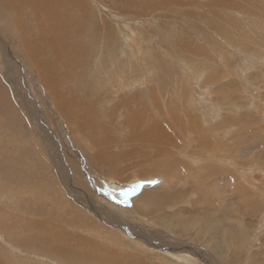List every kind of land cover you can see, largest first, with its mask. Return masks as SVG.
<instances>
[{
    "label": "rangeland",
    "instance_id": "rangeland-1",
    "mask_svg": "<svg viewBox=\"0 0 264 264\" xmlns=\"http://www.w3.org/2000/svg\"><path fill=\"white\" fill-rule=\"evenodd\" d=\"M81 4L74 28L82 49L69 58L45 49L41 59L29 56L21 29L0 9V87L17 113L0 130L3 149L15 139L21 166L41 189L39 205L27 211L29 195L0 189V210L15 216V226L0 230V264H70L13 247L35 234L65 237L55 230L70 244L86 236L85 249L101 260L108 246L113 264H264V0ZM20 9L21 20L31 18ZM26 26L39 41L35 20ZM45 58L53 72L38 65ZM155 123L160 143L134 139ZM157 148L170 152L160 155L171 157L162 166L176 188L151 206L140 195L161 184ZM116 189L127 197L118 199ZM50 203L61 219L47 228L25 221L23 212L44 221ZM71 211L91 233L70 226Z\"/></svg>",
    "mask_w": 264,
    "mask_h": 264
},
{
    "label": "bare ground",
    "instance_id": "bare-ground-1",
    "mask_svg": "<svg viewBox=\"0 0 264 264\" xmlns=\"http://www.w3.org/2000/svg\"><path fill=\"white\" fill-rule=\"evenodd\" d=\"M224 1L226 4L227 0H224ZM254 1H256V0H254ZM81 2H82V0H0V9L4 12L2 19L5 23H12V24L14 23L17 27H19L21 29V31L16 29L17 31H19V36H17V37H19V39L21 40V42L25 48L24 50L26 51V53L29 56H31L32 58H34L36 56L35 57L36 59L40 58L37 56H42L44 54V49H45L48 53L52 54L55 58H58L60 54L64 55V57H66V58H69L70 55H72L73 53H79L80 50L82 49V46H80V42H79V39L77 37V33H80L79 30L81 28H77L76 30L74 28L76 22L83 19L82 12L85 10V8L81 4ZM20 6H21V8L26 7L29 9V11L31 13V18H22V20H21ZM73 10H75L77 12L76 16L71 14V12ZM29 19L35 20V28L36 29L38 28L36 34L38 36H40L39 41H36V38L34 37L33 32L30 30V28L28 26H26V21ZM46 27H48L49 31H50L49 37H47L45 35V32H46L45 28ZM92 29H94V25L91 23L90 24V30H92ZM72 35H74V36H72ZM42 41H45L47 43L46 44L41 43ZM72 42H74V43H72ZM40 43L43 45L42 47H41ZM44 60L45 61L42 63H40L39 62L40 60H39L38 61L39 64L38 63H35V64L42 66L43 71H45V72H48V73L53 72L54 71L53 70L54 62L50 59H47V58H45ZM51 76H53V74H51L50 77ZM54 82H55L54 80L53 81L50 80L49 83L53 84ZM53 95H54V92H53ZM10 105L13 106V104L8 100V98L2 93V90L0 87V130H1V128L6 127L8 119H9L8 115H12V113L15 112V116H17L15 108H13ZM134 122H136V120ZM156 126H157V124L155 123V126L153 125V126H150V128H148V127L145 128V130L142 131L141 135H139V136L134 135V139L136 138L138 141L142 140L145 142L147 140L151 141V140L155 139L156 142L160 143V139L156 138L159 135L157 136V134L154 133V132H156V130H155ZM134 132L136 134V130L132 129V133L130 135H132ZM138 133H139V131H138ZM1 136L2 135H0V138H1L0 139V189L7 191V192L8 191L14 192V191L18 190L21 194L29 195V197L26 198L25 200L29 201L31 203L27 204L23 207V210L27 211V210L32 209L35 206L39 205L40 201L38 202V200H39L38 196L39 195L37 194V192H38V190L40 191L41 189L35 183V182H37L38 179L35 178L34 176L29 177V171L27 170V168H25L24 166H21L24 158L21 156V152L18 150L17 145L14 142L15 139L11 140V142L14 145V146H11L12 149L9 152L4 153L6 150L3 149V146H5L4 144L7 141H5L4 138H2ZM130 137H132V136H130ZM9 139H11V138H9ZM131 139H133V138H131ZM161 145H163V144H161ZM167 145L168 146H174L177 148V150H180V147H178V145H175V144H170V145L167 144ZM144 146H146V145L144 144ZM149 146H150V144L148 145V147ZM16 151H17V154H19V155H13L14 153H16ZM155 152H156V154H158L160 156V157L159 156L157 157V162L155 165H156V169H157L158 178L160 179L161 184L154 186V187H150L149 189L143 191L142 194L140 195V198L144 199V201L151 206L157 205L160 201H163V202H164V200L168 201L172 197L165 196L163 191L166 190L165 191L166 195H169L171 192H173L172 191L173 188H176V184L173 182L172 174L168 175V173L164 172L166 170L164 169V166H162V165H168L169 164L168 160H171V157H170V155H167L166 158H162V155H160V153H163V152L168 153L169 151H166V149L161 150V149L157 148L155 150ZM124 155H128V154L125 153ZM122 156H123V154H121V155L117 154V160H120V158ZM154 156H152V157H154ZM202 157H204V156L202 155ZM97 158L98 157H96V159ZM147 160H149V159H147ZM166 161H168V162H166ZM114 163L115 162L109 163V165L111 166ZM158 163H161L160 166H157ZM209 168H210V166L206 167V169H209ZM197 178L200 181H203L200 179L201 177L200 178L196 177V180H197ZM194 179H195V175L190 176L187 179V181L190 180L191 182H193ZM163 183L165 184V186L163 185ZM109 186H110V184H109ZM112 188H114V187H112ZM124 189H127V188H124ZM113 192H114V195L118 199L124 198L126 195V193L123 191V189H116V190H113ZM177 195H178V197H180L182 194L180 192L179 194L176 193V197H177ZM54 204H55V202H54ZM54 204L50 203V206H49L50 208L43 209V215L42 216H44V218H43L44 221L34 222L28 217V215L25 212H23L26 215L25 221H27V223L30 222L33 227L39 226V225L46 227V222H47V224H49L52 219H54V221L61 219V216L58 214V212H57L58 215L56 214V211H55L56 208L55 209L53 208ZM55 206H57V205L55 204ZM51 210H53L55 215H56L53 218L51 215L52 212L50 213ZM70 214H71V216L68 218L70 226L75 224L74 228H79V229H81L82 232L85 230L86 235H87V233L92 232L93 228L86 227L87 223H86V220L83 219V217L81 218L82 220H78V219H80L78 214H75L74 211H71ZM14 220H15V216H14V218H10L9 212H7V214H6L0 210V230L1 231L7 232L6 229H8L9 227L15 226V222H13ZM48 221H49V223H48ZM51 228H54V229L57 228L58 229V228H60V225L58 223L53 222L51 225ZM86 228H88V229L86 230ZM55 232L57 234H60L61 236L65 235V237L60 238V239H57V238L54 239V236H50V238H49L48 234H44V235L35 234L36 236L43 238V241H39L40 238H38V237L34 240V239H29L28 237L25 236L23 238H19L17 241L14 240L13 241V245H14L13 247H19L20 249H25V250L36 252L37 255L40 254L39 256H42V258L46 257V259L52 258L54 260L55 259L58 260L56 258V256H58L59 258L66 260L70 264H95V263L96 264H113L116 262L115 260L117 257H116V255L113 254V252L110 250V248L108 246H107V248L99 249L102 252H106V254L110 253V255H103L105 257V259L103 258L101 260L98 257H94L91 254L92 251L87 250L88 248L85 249L88 245L87 238H84L86 236H82V234L77 233L72 237L74 239V243L72 242L70 244L69 234H66V233L63 234L62 231L58 232L56 230H55ZM52 234H53V232H52ZM5 238L9 239L8 237H5ZM10 241H12V240H10ZM39 242L41 244H39L37 247L36 244ZM102 243L105 244V240H103ZM8 249H9V247H8ZM94 249H96V248L94 247ZM9 253H11V252H9ZM35 256H36V254H35ZM40 258H39V260H40ZM117 260H118V258H117Z\"/></svg>",
    "mask_w": 264,
    "mask_h": 264
},
{
    "label": "snow or ice",
    "instance_id": "snow-or-ice-1",
    "mask_svg": "<svg viewBox=\"0 0 264 264\" xmlns=\"http://www.w3.org/2000/svg\"><path fill=\"white\" fill-rule=\"evenodd\" d=\"M151 183H155V181H152ZM135 189H133V191H134Z\"/></svg>",
    "mask_w": 264,
    "mask_h": 264
}]
</instances>
